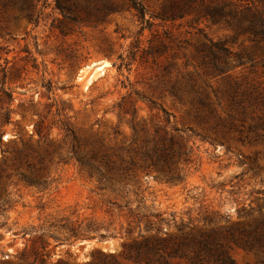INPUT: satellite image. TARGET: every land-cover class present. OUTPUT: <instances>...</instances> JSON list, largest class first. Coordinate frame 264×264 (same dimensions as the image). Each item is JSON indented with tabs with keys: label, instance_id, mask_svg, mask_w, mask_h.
<instances>
[{
	"label": "rangeland",
	"instance_id": "obj_1",
	"mask_svg": "<svg viewBox=\"0 0 264 264\" xmlns=\"http://www.w3.org/2000/svg\"><path fill=\"white\" fill-rule=\"evenodd\" d=\"M137 1L152 28L129 0H0V264H191L149 254L145 239L208 228L204 218L226 231L239 209L264 201V130L250 116L229 132L222 125L234 92L264 112L250 99L255 82L264 99V76H215L212 57L196 52L203 36L233 53L249 49L247 38L194 15L151 20L181 0ZM163 112L190 138L183 182L156 172L110 179L81 165L90 144L115 149L130 140L133 117Z\"/></svg>",
	"mask_w": 264,
	"mask_h": 264
},
{
	"label": "trees",
	"instance_id": "obj_2",
	"mask_svg": "<svg viewBox=\"0 0 264 264\" xmlns=\"http://www.w3.org/2000/svg\"><path fill=\"white\" fill-rule=\"evenodd\" d=\"M129 4L141 24L149 23L148 26L152 28L153 25L145 20L146 9L142 3L129 0ZM191 15L195 16L194 22L201 18L214 23L224 22L235 35L246 37L250 45L248 50L233 53L225 42L213 43L203 36L204 42H200L196 52L202 56L203 61L212 57L205 65L211 68L213 75L224 78L229 72L241 68L248 69L256 76H264V0H181L177 7L160 17H151V20L175 21ZM254 84L250 99L252 102L259 101L264 107L263 95ZM234 86L236 90L237 85ZM187 89L190 96H193V102L199 105L204 102L197 98L195 82L189 83ZM181 94V89L169 92L170 96L178 99ZM230 107V113L222 121L225 131L229 132L243 125L248 116L255 127L264 130V112L258 114L255 109L246 107L238 100L236 92L232 96ZM163 113L164 119L157 118L150 122H137L133 117L130 121V140L122 141L115 149L107 148L102 142L90 144L88 153L79 160L81 165L110 179L136 180L139 173L156 172L169 182H183L184 175L177 166L181 162H189L190 138L184 131L173 127L169 116ZM118 134L117 131L113 133L115 137ZM237 215L238 222L230 225L226 231L216 227L217 223L212 219L204 218V225L208 228L186 231L182 226L179 236L162 237L159 232L158 235L146 238L144 244L149 254L163 252L169 257L185 259L191 264H236L229 251L232 247H237L254 254L264 264V201L260 200L254 207L239 209ZM165 260L166 257L161 256L157 261ZM150 261L149 259L148 262Z\"/></svg>",
	"mask_w": 264,
	"mask_h": 264
},
{
	"label": "bare ground",
	"instance_id": "obj_3",
	"mask_svg": "<svg viewBox=\"0 0 264 264\" xmlns=\"http://www.w3.org/2000/svg\"><path fill=\"white\" fill-rule=\"evenodd\" d=\"M91 80H92V78H91L90 80H88V82H87V86L90 85Z\"/></svg>",
	"mask_w": 264,
	"mask_h": 264
}]
</instances>
